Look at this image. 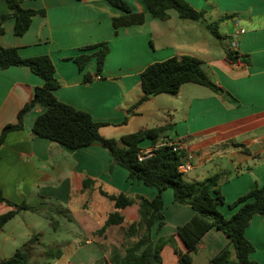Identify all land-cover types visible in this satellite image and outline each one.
Listing matches in <instances>:
<instances>
[{"label": "crops", "instance_id": "crops-1", "mask_svg": "<svg viewBox=\"0 0 264 264\" xmlns=\"http://www.w3.org/2000/svg\"><path fill=\"white\" fill-rule=\"evenodd\" d=\"M124 1L133 12H143L145 20L141 25L114 32L111 18L120 12L103 0H23L22 8L42 10L44 14L34 16L22 36L14 34L15 20L7 19L0 46L16 48L24 59L48 56L60 84L54 91L57 100L88 113L94 122L102 124L99 134L104 138L169 124L168 138L180 142L185 153L194 155L192 169L184 174L187 180L203 181L214 174L223 175L219 189L224 203L218 209L230 218L236 209L229 204L256 185L264 184V0H186L196 10L205 11L203 19L230 25L229 53L248 59V63H228L227 54L204 62L199 58L212 81L235 98L238 106L209 89L186 88L185 99L178 102L182 100L184 84L177 94L151 97L130 114L128 111L143 95L140 73L145 67L171 57H197L196 50L209 52L199 49L195 42L180 41L186 33H197L200 23L190 21L195 24L182 28L176 24L160 26V20L151 17L141 0ZM6 13L9 10L0 0V16ZM167 13L169 18L163 21L174 23L179 19L176 11L169 9ZM101 42L109 46L101 71L103 79L84 83L85 73H95V61L80 72L72 58L80 54L81 48ZM186 45L191 51H184ZM42 83L28 67L0 68V133L5 125L16 123L18 111ZM39 113L35 110L27 115L23 129L8 132L0 146L3 197L15 205L24 203L35 209L18 212L0 228V261L11 258L22 246L16 247L24 231L6 232V225L21 212L44 211L53 226V243L61 256L37 264H111L112 256H123L127 241L136 240H127L124 230L137 222L138 204L119 210L122 224L110 225L98 234L108 215L115 211L113 202L100 192L152 199L156 189L130 182L127 171L119 166L109 172L112 158L96 142L71 150L33 137L31 127ZM139 146L146 155L153 148L149 139ZM86 180L93 182L89 188L83 187ZM162 200L164 226L158 232L152 229L151 240L155 243L159 238L172 237L159 253L160 264H179L178 252L183 253L184 246L175 237V230L188 222L194 212L188 206H178L170 189L162 192ZM12 210L13 206L0 204V216ZM25 230L26 236L29 231L35 235L31 225H25ZM244 236L254 247L250 260L264 264V218L254 216ZM227 245L224 234L209 230L197 244L190 264H210Z\"/></svg>", "mask_w": 264, "mask_h": 264}, {"label": "trees", "instance_id": "trees-1", "mask_svg": "<svg viewBox=\"0 0 264 264\" xmlns=\"http://www.w3.org/2000/svg\"><path fill=\"white\" fill-rule=\"evenodd\" d=\"M2 1L6 4L9 13L0 16V35L4 33L3 24L9 18L15 20L14 34L22 36L29 29L32 18L44 14L42 10L22 8L23 0ZM103 1L120 12L119 15L111 18L114 32L121 27L144 23V13L133 12L124 0ZM141 1L151 17L160 21L169 18L167 13L169 9L176 11L181 20L198 23L205 15L204 10H196L186 0ZM218 23L204 25V28L218 37L216 32ZM108 53V43L101 42L81 48L80 54L72 58L80 72L84 71L90 61H95L96 71L93 75L85 73L84 83H89L93 79H103L101 71ZM225 60L228 63H248L246 56L232 52L225 56ZM201 65L199 58L190 55L171 57L148 65L140 73L143 95L128 113H132L135 107L151 97L161 94H177L184 84L205 87L218 96L229 98L234 106H238L239 102L235 98L209 79ZM11 66L28 67L43 83L35 89L33 98L18 111L16 123L3 127L0 133V146L8 132L22 130L26 116L39 110L40 113L31 127L33 137L48 139L71 150L87 147L96 142L112 158L109 172L119 166L127 171V179L130 182H140L148 188L156 189V194L152 199L143 196L131 198L122 193L109 195L103 191L100 192L102 196L113 202L115 211L108 215L98 234H103L110 225L122 224L123 218L119 210L135 202L138 204L137 222L131 223L124 230V237L127 240L134 237L136 240L132 243L127 241L123 256H112L111 264L161 263L159 253L172 237L159 238L153 243L151 235L153 228L158 232L164 226L162 192L165 189L172 190L174 202L178 206H188L194 212L188 222L175 230V237L184 246V252H178L179 264L191 263L192 253L197 244L211 229L224 234L228 238V245L210 260V264H259L249 258L254 252V247L245 238L244 232L254 216L264 218V184L256 185L229 204V207L236 211L230 218H225L218 209V206L224 203L219 189L223 175L214 174L203 181L187 180L184 174L178 171L185 151L168 138L167 132L171 129L169 124L142 129L118 138H104L99 134L102 124L94 122L88 113L57 100L54 91L60 87V84L55 78V68L48 56L41 55L24 59L18 55L16 48L0 46V68L6 69ZM145 139L151 140L152 143L153 148L149 155L142 154L139 146ZM92 183L91 180H86L83 182V187L89 188ZM0 204L14 207V210L0 216V228L20 211H35L34 208L24 203L15 205L6 200L1 191ZM41 235H32L11 258L1 260L0 264H37L38 258L58 259L61 256L58 249L37 251Z\"/></svg>", "mask_w": 264, "mask_h": 264}, {"label": "rangeland", "instance_id": "rangeland-1", "mask_svg": "<svg viewBox=\"0 0 264 264\" xmlns=\"http://www.w3.org/2000/svg\"><path fill=\"white\" fill-rule=\"evenodd\" d=\"M130 1V0H127ZM126 2V1H125ZM127 3V2H126ZM128 4V3H127ZM129 5V4H128ZM217 21L210 22L209 18L202 19L200 21L201 27L198 28L197 33L194 34H185L183 39H180L183 43H189L191 44L192 42L197 43V46L199 49H207L209 52L208 54L201 52L200 50H196L195 55L202 59L203 62L206 61V59L212 58V57H222L226 54L229 53L231 49V41L232 39H229L228 37V31L227 27L230 25H226L225 23H218L217 24V29L216 32L218 33V37L214 35L211 31L207 30L204 28V25L211 24ZM160 26H165L169 24H176L177 27L182 28L183 26L190 25V24H195L187 20H181L178 19L174 23H168L165 21H160L158 23ZM181 33H185L183 31H180ZM186 45V48H184V51H191ZM203 71L207 74L210 80L211 76L207 72V66L205 64L201 65ZM183 87L182 91V100L179 99L178 102H182L183 99H185V89L186 88H192V89H201V90H208L206 88L193 85V84H186ZM188 90V89H186ZM194 92V90H193ZM50 214V213H49ZM31 225L35 231V234H42L39 240V245H38V250H42L43 248H52L56 249L53 239H55V233L53 232V226L51 225V221L49 219L48 214H46L44 211L43 212H37V213H31V212H21L18 217L14 221H11L8 223L5 227V231L8 232L10 229H15V231H24L20 237H19V242L16 247H20L25 241H27L34 232L29 231V236H26V230H25V225ZM21 233V231H20ZM27 233V234H28ZM37 255V252H36ZM38 261L46 260V258H38Z\"/></svg>", "mask_w": 264, "mask_h": 264}, {"label": "built area", "instance_id": "built-area-1", "mask_svg": "<svg viewBox=\"0 0 264 264\" xmlns=\"http://www.w3.org/2000/svg\"><path fill=\"white\" fill-rule=\"evenodd\" d=\"M239 32L241 33L242 30H240ZM238 33H236L235 35H237ZM175 143L177 145H179L180 148H182L180 142H175ZM193 159H194V155L193 154L185 153V156L182 158L181 163L178 166V171L181 174H186L187 172H189L192 169V167H193Z\"/></svg>", "mask_w": 264, "mask_h": 264}]
</instances>
